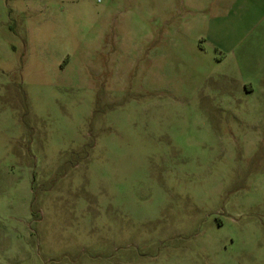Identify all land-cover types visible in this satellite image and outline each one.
I'll return each instance as SVG.
<instances>
[{
  "label": "rangeland",
  "instance_id": "obj_1",
  "mask_svg": "<svg viewBox=\"0 0 264 264\" xmlns=\"http://www.w3.org/2000/svg\"><path fill=\"white\" fill-rule=\"evenodd\" d=\"M0 264H264V0H0Z\"/></svg>",
  "mask_w": 264,
  "mask_h": 264
},
{
  "label": "crops",
  "instance_id": "obj_2",
  "mask_svg": "<svg viewBox=\"0 0 264 264\" xmlns=\"http://www.w3.org/2000/svg\"><path fill=\"white\" fill-rule=\"evenodd\" d=\"M258 239V238H257Z\"/></svg>",
  "mask_w": 264,
  "mask_h": 264
}]
</instances>
